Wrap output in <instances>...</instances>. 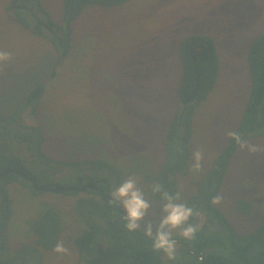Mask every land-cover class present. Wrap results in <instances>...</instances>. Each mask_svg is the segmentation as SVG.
I'll use <instances>...</instances> for the list:
<instances>
[{"label":"rangeland","instance_id":"1","mask_svg":"<svg viewBox=\"0 0 264 264\" xmlns=\"http://www.w3.org/2000/svg\"><path fill=\"white\" fill-rule=\"evenodd\" d=\"M8 1L0 0V51L12 54L0 70V113L22 107L28 93L43 84L37 116L27 108L21 121L42 127L45 152L56 161H38L22 144L16 150L27 157L22 158L21 171L29 169L42 187L89 184L88 175L98 173L107 178L111 192L129 176L139 177L137 186L153 205L146 219L154 221L160 219L162 201L153 197L151 179L166 158V131L177 107L178 44L189 33L213 36L220 60L218 80L195 108L188 165L176 175L180 202L187 205V198L206 179L228 143L227 133L236 130L242 117L251 86L247 53L264 30V0H130L115 7L88 5L74 22L73 47L62 61L48 40L12 19L6 10ZM45 2L57 15L61 0ZM246 140L261 151L239 146L223 179L222 200L216 204L238 232L248 231L251 221L264 212V136ZM197 149L204 158L202 169L194 172L191 165ZM82 159L107 160L114 170L60 164ZM34 188L22 175L8 184L10 245L33 244V221L54 205L65 215L61 242L69 252L40 248L37 262L80 264L72 238L83 223L74 217V210L79 198L91 194L86 190L35 192ZM241 199L250 203V215L236 209L235 200ZM194 219L199 225L205 221L199 213ZM178 233L177 229L172 238ZM176 242L175 252L180 248Z\"/></svg>","mask_w":264,"mask_h":264},{"label":"trees","instance_id":"2","mask_svg":"<svg viewBox=\"0 0 264 264\" xmlns=\"http://www.w3.org/2000/svg\"><path fill=\"white\" fill-rule=\"evenodd\" d=\"M128 1L61 0L60 11L56 15L45 0H9L6 10L13 14L12 19L17 24L34 36L48 40L62 61L73 47L74 22L88 5L115 7ZM178 55L181 78L177 107L166 131L167 155L161 169L151 179L153 184H162L170 194L179 192L176 175L185 171L183 168L188 165L195 108L215 88L220 72L216 42L210 34L195 32L185 35L179 41ZM247 62L251 86L242 117L234 131L245 140L264 136V30L250 44ZM44 92V85L37 84L24 99L22 107L8 114L0 113V264H38L42 256L37 253L40 248L53 250L62 240L65 215L54 205L47 207L33 221V244L13 248L8 239L12 216V196L8 184L20 174L6 175L5 172L10 168L21 170L22 158L27 159L19 151L20 155L16 153V150L25 144L27 151L39 157L36 160L48 164L55 161L45 152L42 127L21 121L22 112L27 108L37 116ZM238 148L236 141L230 138L216 157L215 165L206 179L187 198V206L192 207L195 214H203L205 221L199 225L198 220L194 219L195 214L190 218L189 223L199 225V230L192 240L181 236L174 238L180 242V248L173 260H166L162 252L154 251L152 239L142 231L127 230L123 219L124 209L118 203H110L112 197L107 178H101L98 173L88 175L89 184L99 185L104 192L87 187L86 191L91 196L77 200L74 217L76 215L83 227L72 240L78 250L80 264H208L207 261L210 264H264V212L251 221L248 231L238 232L212 203V198L219 195L226 170ZM60 164H89L96 171L114 170L109 161L100 159L66 160ZM27 171L22 172L35 177L29 169ZM78 184L76 186L88 185ZM34 191L40 192L35 188ZM65 192L74 194L78 191ZM151 193L162 201L160 193H153L152 190ZM235 204L240 213L251 214L249 202L241 199L235 200Z\"/></svg>","mask_w":264,"mask_h":264},{"label":"clouds","instance_id":"3","mask_svg":"<svg viewBox=\"0 0 264 264\" xmlns=\"http://www.w3.org/2000/svg\"><path fill=\"white\" fill-rule=\"evenodd\" d=\"M10 52L0 51V70L5 61L11 59ZM227 135L236 141L241 149L247 148L249 152L261 151V149L247 140L243 139L238 132H228ZM203 152L197 149L193 152V163L191 170L199 172L202 169ZM139 177L129 176L122 181L110 193L112 199L110 203H118L125 212L123 219L126 221L125 227L129 231L140 230L146 237L152 239V248L156 252H162L169 260L176 257V240L173 234L178 229L179 235L186 240L195 238L199 225L189 223L190 218L195 214L192 207L180 202L181 193L170 194L165 191L163 185L156 182L152 185L153 193L161 195V214L158 221L146 219L152 204L145 199L144 192L137 186ZM222 197L217 195L212 198L213 204H218ZM53 251L60 254H67L69 249L64 246L63 242H58Z\"/></svg>","mask_w":264,"mask_h":264},{"label":"water","instance_id":"4","mask_svg":"<svg viewBox=\"0 0 264 264\" xmlns=\"http://www.w3.org/2000/svg\"><path fill=\"white\" fill-rule=\"evenodd\" d=\"M11 173H17V174H20L22 175L23 177L29 179L30 181L33 182L34 184V187L36 190H39V191H42V190H50V191H53V192H60V191H72V190H77V191H85L87 189V187H90V188H93L97 191H100V192H104L102 190V188L99 186V185H96V184H88L87 186H67V187H63V186H60V185H53V186H50V187H42L40 185L37 184L36 180L30 176V175H27L26 173L22 172L21 170L19 169H16V168H10L8 169L5 174L6 175H10ZM202 260H205L204 257H200ZM208 264L209 261H207ZM211 264H214V263H211Z\"/></svg>","mask_w":264,"mask_h":264}]
</instances>
